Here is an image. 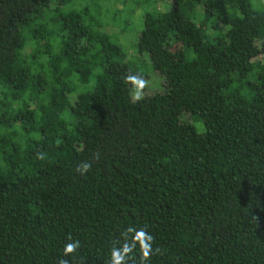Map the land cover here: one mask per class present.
<instances>
[{
	"label": "trees",
	"instance_id": "obj_1",
	"mask_svg": "<svg viewBox=\"0 0 264 264\" xmlns=\"http://www.w3.org/2000/svg\"><path fill=\"white\" fill-rule=\"evenodd\" d=\"M130 227L147 264H264V0H0V264H108Z\"/></svg>",
	"mask_w": 264,
	"mask_h": 264
},
{
	"label": "clouds",
	"instance_id": "obj_2",
	"mask_svg": "<svg viewBox=\"0 0 264 264\" xmlns=\"http://www.w3.org/2000/svg\"><path fill=\"white\" fill-rule=\"evenodd\" d=\"M125 82L132 86L131 95L133 102H138L144 99V89L148 86V81L137 74H128L125 77ZM39 159H44V154H38ZM91 169V164L82 162L76 169L81 175L87 174ZM124 243L120 247H113L111 249V259L108 264H129V261L133 259L132 253L139 245L140 264H147L153 254L152 243L154 237L150 235L145 229L141 228L137 230L134 227H130L123 233ZM69 242L65 244L63 254L65 257L70 256L77 252L80 248V242L78 240L73 241L72 237H68ZM159 252V249H156ZM58 264H69L66 259H60Z\"/></svg>",
	"mask_w": 264,
	"mask_h": 264
},
{
	"label": "rangeland",
	"instance_id": "obj_3",
	"mask_svg": "<svg viewBox=\"0 0 264 264\" xmlns=\"http://www.w3.org/2000/svg\"><path fill=\"white\" fill-rule=\"evenodd\" d=\"M115 7L121 8L119 5L115 6ZM164 8H165V6H164ZM140 12H142V11H140ZM140 12L138 11L134 14V16L132 15L131 20H133L134 23L131 21L132 22L131 25H132V30H134V31H131L130 34H128V35H124V37H123L124 43L126 41L131 40L132 34L135 36L139 31L142 30L143 21H142V15L140 14ZM107 23H110V21L107 20ZM120 25L122 26L121 22H120ZM107 32L110 34H113V35H117L116 33L117 32L119 33V30L113 26L108 25ZM120 36H121V34H120ZM147 81H148V86L144 89V94L153 93L155 91H158L161 88L162 78L158 74H156V73L151 74L150 78Z\"/></svg>",
	"mask_w": 264,
	"mask_h": 264
}]
</instances>
